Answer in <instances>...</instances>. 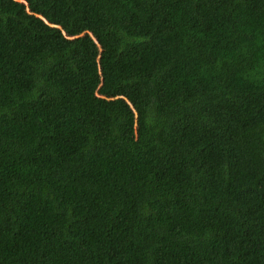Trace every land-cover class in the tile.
<instances>
[{"label":"trees","instance_id":"trees-1","mask_svg":"<svg viewBox=\"0 0 264 264\" xmlns=\"http://www.w3.org/2000/svg\"><path fill=\"white\" fill-rule=\"evenodd\" d=\"M0 264H264V0H0Z\"/></svg>","mask_w":264,"mask_h":264},{"label":"rangeland","instance_id":"rangeland-1","mask_svg":"<svg viewBox=\"0 0 264 264\" xmlns=\"http://www.w3.org/2000/svg\"><path fill=\"white\" fill-rule=\"evenodd\" d=\"M41 20H42V18H41ZM42 21H43V22H45L44 20H42ZM45 23L49 24V23H48V21H47V22H45Z\"/></svg>","mask_w":264,"mask_h":264},{"label":"water","instance_id":"water-1","mask_svg":"<svg viewBox=\"0 0 264 264\" xmlns=\"http://www.w3.org/2000/svg\"><path fill=\"white\" fill-rule=\"evenodd\" d=\"M40 18H42V17H40ZM47 18V17H46Z\"/></svg>","mask_w":264,"mask_h":264}]
</instances>
